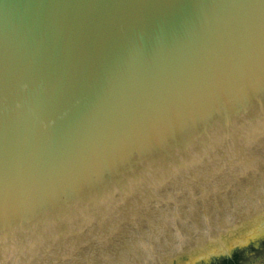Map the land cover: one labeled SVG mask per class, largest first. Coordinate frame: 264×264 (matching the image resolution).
I'll return each mask as SVG.
<instances>
[{"label":"water","instance_id":"1","mask_svg":"<svg viewBox=\"0 0 264 264\" xmlns=\"http://www.w3.org/2000/svg\"><path fill=\"white\" fill-rule=\"evenodd\" d=\"M263 241L264 0H0V264Z\"/></svg>","mask_w":264,"mask_h":264},{"label":"rangeland","instance_id":"2","mask_svg":"<svg viewBox=\"0 0 264 264\" xmlns=\"http://www.w3.org/2000/svg\"><path fill=\"white\" fill-rule=\"evenodd\" d=\"M242 264H264V253L242 263Z\"/></svg>","mask_w":264,"mask_h":264},{"label":"clouds","instance_id":"3","mask_svg":"<svg viewBox=\"0 0 264 264\" xmlns=\"http://www.w3.org/2000/svg\"><path fill=\"white\" fill-rule=\"evenodd\" d=\"M261 221H262V219H260V220L258 221L257 225H256V227H257L258 230H259V226H260ZM249 241H250V240H249L248 237H247V238H245V239H241V240H239V243H240V244H244V243H248Z\"/></svg>","mask_w":264,"mask_h":264}]
</instances>
